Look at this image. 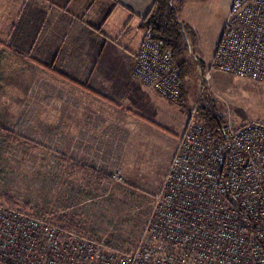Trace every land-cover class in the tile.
I'll list each match as a JSON object with an SVG mask.
<instances>
[{
  "label": "rangeland",
  "instance_id": "obj_1",
  "mask_svg": "<svg viewBox=\"0 0 264 264\" xmlns=\"http://www.w3.org/2000/svg\"><path fill=\"white\" fill-rule=\"evenodd\" d=\"M231 1L174 0L194 58L206 70ZM6 41L0 39V200L48 215L108 251L136 246L202 86L234 121L264 119L259 82L213 71L204 84L195 69L184 77L178 102L159 95L150 106L145 97L139 103L116 96L117 104L107 90L92 94L40 66H18V50ZM57 67L96 88L84 66Z\"/></svg>",
  "mask_w": 264,
  "mask_h": 264
},
{
  "label": "built area",
  "instance_id": "obj_2",
  "mask_svg": "<svg viewBox=\"0 0 264 264\" xmlns=\"http://www.w3.org/2000/svg\"><path fill=\"white\" fill-rule=\"evenodd\" d=\"M207 68L204 84L213 71L264 84V0L231 1ZM133 76L169 101L182 98L179 67L149 32ZM0 264H264V119L227 117L212 131L189 108L128 252L0 200Z\"/></svg>",
  "mask_w": 264,
  "mask_h": 264
},
{
  "label": "crops",
  "instance_id": "obj_3",
  "mask_svg": "<svg viewBox=\"0 0 264 264\" xmlns=\"http://www.w3.org/2000/svg\"><path fill=\"white\" fill-rule=\"evenodd\" d=\"M153 3L154 0H0V39L6 44V40L13 39L18 44V66L41 67L45 62L62 67L84 66L94 75L96 88H91L102 94L107 90L109 102H115L118 96L122 101L126 98L141 103L145 97L152 106L159 94L135 80L132 68L145 34L141 19ZM184 127L185 124L181 132Z\"/></svg>",
  "mask_w": 264,
  "mask_h": 264
},
{
  "label": "trees",
  "instance_id": "obj_4",
  "mask_svg": "<svg viewBox=\"0 0 264 264\" xmlns=\"http://www.w3.org/2000/svg\"><path fill=\"white\" fill-rule=\"evenodd\" d=\"M140 27L145 32H149L162 49L171 52L180 70L182 98H184V77L192 76L194 73L193 70L197 69L203 78L206 65L199 59L194 58V53L190 49L189 35L187 33L189 27L179 21L174 0H154L148 14L141 19ZM11 44L18 50V44L13 39ZM41 67L51 73L57 74L76 86L88 90L92 94H96L95 90L86 83L78 81L68 72L58 70V67L53 64L47 65L45 62L42 63ZM204 91L205 89L197 100V116L210 130L216 131L225 122L227 116L223 110L217 108L215 100L208 91V96H204Z\"/></svg>",
  "mask_w": 264,
  "mask_h": 264
}]
</instances>
